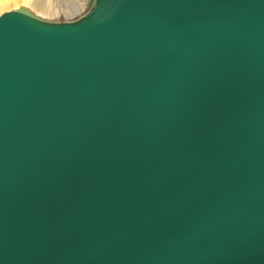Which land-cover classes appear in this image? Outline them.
Returning <instances> with one entry per match:
<instances>
[{"label":"water","instance_id":"95a60500","mask_svg":"<svg viewBox=\"0 0 264 264\" xmlns=\"http://www.w3.org/2000/svg\"><path fill=\"white\" fill-rule=\"evenodd\" d=\"M0 264H264V0L1 13Z\"/></svg>","mask_w":264,"mask_h":264},{"label":"rangeland","instance_id":"374dc122","mask_svg":"<svg viewBox=\"0 0 264 264\" xmlns=\"http://www.w3.org/2000/svg\"><path fill=\"white\" fill-rule=\"evenodd\" d=\"M0 1H2V0H0ZM39 1H41V3H43V4L45 3V1H48L50 3V6L48 7L50 14L44 15L43 19L44 20L48 19V21H59V22L76 19V18L86 14L90 10L91 6L93 5V0H52V1L51 0H39ZM37 2H38V0H37ZM10 9H14V8L11 7L9 9H6V8L0 9V14L3 12L9 11ZM66 9L69 11H72V12H66L67 11ZM62 10L65 11L64 14L66 16H70L72 14L70 16L71 19L65 18L63 16ZM75 10H76V12H75ZM34 13L36 14L37 12H34ZM53 13H55V15H53ZM78 13L80 14V16H78L79 15ZM61 16H63V17H61ZM72 17H75V18H72Z\"/></svg>","mask_w":264,"mask_h":264},{"label":"bare ground","instance_id":"6f19581e","mask_svg":"<svg viewBox=\"0 0 264 264\" xmlns=\"http://www.w3.org/2000/svg\"><path fill=\"white\" fill-rule=\"evenodd\" d=\"M52 1V0H51ZM93 4H94V0H93ZM50 6V3L48 1H45V3H41V1L38 0H2L0 1V9H9V8H14V9H23L25 11H28L30 14H32L34 17L45 21L43 18L44 15H49L50 11L48 10V7ZM75 8V7H74ZM76 9V8H75ZM67 10V9H66ZM74 10V9H73ZM37 12L36 14L34 12ZM60 11V10H59ZM61 12V11H60ZM66 12H72L67 10ZM76 12V10H75ZM58 13V12H57ZM63 16L65 18H70L71 19V15L70 16H66L64 13L65 11L62 10ZM69 14V13H68ZM79 14V13H78ZM39 15V16H38ZM53 15H55V13H53ZM61 15V14H60ZM85 15V14H84ZM61 16V17H63ZM80 16V14L78 15ZM83 16V15H82ZM75 18V17H72ZM48 21V19L46 20Z\"/></svg>","mask_w":264,"mask_h":264}]
</instances>
